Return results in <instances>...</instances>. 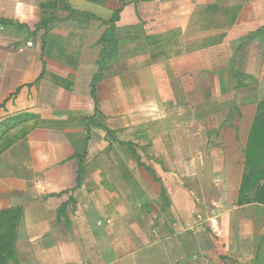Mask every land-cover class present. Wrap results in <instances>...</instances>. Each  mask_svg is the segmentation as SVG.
<instances>
[{
  "label": "crops",
  "instance_id": "1",
  "mask_svg": "<svg viewBox=\"0 0 264 264\" xmlns=\"http://www.w3.org/2000/svg\"><path fill=\"white\" fill-rule=\"evenodd\" d=\"M0 19V264H264V0H0Z\"/></svg>",
  "mask_w": 264,
  "mask_h": 264
},
{
  "label": "trees",
  "instance_id": "2",
  "mask_svg": "<svg viewBox=\"0 0 264 264\" xmlns=\"http://www.w3.org/2000/svg\"><path fill=\"white\" fill-rule=\"evenodd\" d=\"M119 19V11L116 14V16L109 20L108 23H110V30L115 29V23ZM0 24L2 25H14L12 21H8L5 19H0ZM48 21H43L39 26L36 27V32L40 31L42 28L47 29ZM108 33L102 36L101 43L105 46L104 51L102 52V60H100V67L103 66V62H105V57L110 55L112 51L115 49V43L111 40L109 41L107 39ZM93 94L95 95V90H93ZM87 143V141H86ZM248 157L251 160V164L255 162L256 158V134L255 132L252 133L250 143L248 145ZM254 167V165L252 164ZM257 175L256 171L253 170L251 181L255 180V176ZM254 176V177H253ZM254 179V180H253ZM14 233H15V225H14V219L13 214H4L3 218L0 217V258L5 256L8 252H10L13 248L14 243Z\"/></svg>",
  "mask_w": 264,
  "mask_h": 264
},
{
  "label": "rangeland",
  "instance_id": "3",
  "mask_svg": "<svg viewBox=\"0 0 264 264\" xmlns=\"http://www.w3.org/2000/svg\"><path fill=\"white\" fill-rule=\"evenodd\" d=\"M18 132V130H12L7 136L6 138H4L3 140H1L0 142V149L2 148V146L6 145L8 143V141H10Z\"/></svg>",
  "mask_w": 264,
  "mask_h": 264
}]
</instances>
